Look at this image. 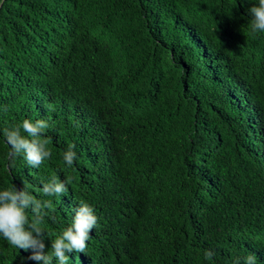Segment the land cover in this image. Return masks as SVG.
<instances>
[{"label": "trees", "instance_id": "1", "mask_svg": "<svg viewBox=\"0 0 264 264\" xmlns=\"http://www.w3.org/2000/svg\"><path fill=\"white\" fill-rule=\"evenodd\" d=\"M255 4L0 0V190L52 201L45 252L86 202L98 221L69 264H244L252 253L264 264ZM25 119L50 124L38 168L9 157L3 130ZM53 176L67 194L42 193ZM30 255L0 236V264H36Z\"/></svg>", "mask_w": 264, "mask_h": 264}, {"label": "clouds", "instance_id": "2", "mask_svg": "<svg viewBox=\"0 0 264 264\" xmlns=\"http://www.w3.org/2000/svg\"><path fill=\"white\" fill-rule=\"evenodd\" d=\"M252 17V33L264 32V0H258V4L248 9ZM50 124L45 119L31 121L25 119L20 126L5 128L3 130L6 143L11 149L10 160L23 154L27 164L38 168L46 159L51 157L48 148V140L45 137ZM26 133L27 135H24ZM74 145L64 152L63 159L67 165H73L77 159V153L73 150ZM42 193L45 196H62L68 193L69 185L66 180H59L53 176L47 182H42ZM52 208L51 200L37 199L27 188L23 186L18 189L16 185L0 190V236L11 245L31 250L27 259L35 261L36 264H69V256L66 253H84L90 232L96 226L98 217L94 208L86 203L80 202L79 207L74 209L75 215L70 226L65 228L51 243V254L45 252L44 240L51 238L41 227L45 218L49 217L48 209ZM213 250H205V259L214 257ZM244 264H256L254 253L243 258ZM236 264H240L238 258Z\"/></svg>", "mask_w": 264, "mask_h": 264}]
</instances>
